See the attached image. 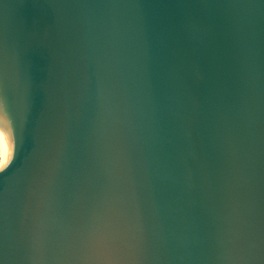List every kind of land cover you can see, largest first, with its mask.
<instances>
[{
	"label": "water",
	"instance_id": "1",
	"mask_svg": "<svg viewBox=\"0 0 264 264\" xmlns=\"http://www.w3.org/2000/svg\"><path fill=\"white\" fill-rule=\"evenodd\" d=\"M0 264H264V0H0Z\"/></svg>",
	"mask_w": 264,
	"mask_h": 264
},
{
	"label": "bare ground",
	"instance_id": "2",
	"mask_svg": "<svg viewBox=\"0 0 264 264\" xmlns=\"http://www.w3.org/2000/svg\"><path fill=\"white\" fill-rule=\"evenodd\" d=\"M0 152H1V160H2V158H3V150H2L1 142H0ZM1 160H0V162H1Z\"/></svg>",
	"mask_w": 264,
	"mask_h": 264
},
{
	"label": "rangeland",
	"instance_id": "3",
	"mask_svg": "<svg viewBox=\"0 0 264 264\" xmlns=\"http://www.w3.org/2000/svg\"><path fill=\"white\" fill-rule=\"evenodd\" d=\"M0 160H1V152H0Z\"/></svg>",
	"mask_w": 264,
	"mask_h": 264
}]
</instances>
